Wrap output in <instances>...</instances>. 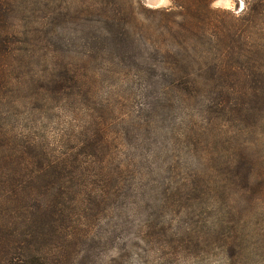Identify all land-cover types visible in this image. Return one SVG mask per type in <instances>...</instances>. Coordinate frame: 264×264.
<instances>
[{
  "label": "rangeland",
  "instance_id": "rangeland-1",
  "mask_svg": "<svg viewBox=\"0 0 264 264\" xmlns=\"http://www.w3.org/2000/svg\"><path fill=\"white\" fill-rule=\"evenodd\" d=\"M0 0V264H264V0Z\"/></svg>",
  "mask_w": 264,
  "mask_h": 264
},
{
  "label": "trees",
  "instance_id": "trees-1",
  "mask_svg": "<svg viewBox=\"0 0 264 264\" xmlns=\"http://www.w3.org/2000/svg\"><path fill=\"white\" fill-rule=\"evenodd\" d=\"M175 4H180V1L179 0H172ZM8 208V204L7 202L6 203H2L0 204V210H4V209H7ZM12 242H8V241H2L0 239V251L1 250H5L6 248L10 247Z\"/></svg>",
  "mask_w": 264,
  "mask_h": 264
},
{
  "label": "water",
  "instance_id": "water-1",
  "mask_svg": "<svg viewBox=\"0 0 264 264\" xmlns=\"http://www.w3.org/2000/svg\"><path fill=\"white\" fill-rule=\"evenodd\" d=\"M156 3H158V0L156 1Z\"/></svg>",
  "mask_w": 264,
  "mask_h": 264
}]
</instances>
